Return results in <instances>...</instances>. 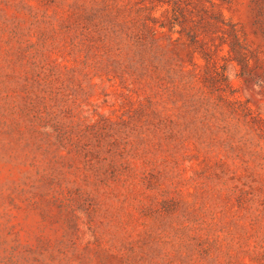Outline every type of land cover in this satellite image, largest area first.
<instances>
[{"label": "trees", "instance_id": "trees-1", "mask_svg": "<svg viewBox=\"0 0 264 264\" xmlns=\"http://www.w3.org/2000/svg\"><path fill=\"white\" fill-rule=\"evenodd\" d=\"M225 2L0 0V14L16 10L36 35L23 49L34 53V74L21 76L19 107L6 109L21 121L5 124L6 134L32 138L28 146L46 156L67 159L66 151L71 168L75 160L83 163L88 184L94 177L98 188L156 191L150 197L167 214L175 210L171 216L182 206L178 218L195 225L194 248L204 259L219 250L212 203L264 205V180L240 185L235 172L223 173L222 188H214L206 178L191 202L181 190L194 179L175 174L201 157L206 173L229 159L251 172L252 161L244 159L264 153V119L237 96L228 72L230 62L247 69L250 46L222 11ZM105 83L121 88L125 99L112 115L95 109Z\"/></svg>", "mask_w": 264, "mask_h": 264}, {"label": "rangeland", "instance_id": "rangeland-1", "mask_svg": "<svg viewBox=\"0 0 264 264\" xmlns=\"http://www.w3.org/2000/svg\"><path fill=\"white\" fill-rule=\"evenodd\" d=\"M221 9L242 28L250 46L246 70L230 62L231 82L237 96L250 101L253 112L264 119V0H227ZM22 19L16 10L0 14V264H264L263 204L246 210L227 200L212 203L217 223L212 234L219 250L204 259L194 248L195 225L178 218L183 216L181 205L171 216L175 210L167 214L165 205L150 197L156 191L98 188L93 176L88 184L83 163L75 160L71 168L66 151L67 159L46 156L28 146L32 138L21 141L6 134L5 124L21 121L18 114L7 117L6 109L19 107L21 76L35 70L34 53L23 54L36 42L35 31L23 26ZM122 91L103 84L95 109L106 115L119 112ZM93 109L85 108L84 114L92 116ZM247 159L251 172L240 159H229L224 168L212 165L207 173L202 157L184 162L175 174L194 179L181 190L184 199L195 201L190 194L206 178L212 180L210 187L222 188L218 176L223 173L227 178L235 172L241 178L237 183L256 187V181L264 180V153L255 161ZM141 165L139 161V172Z\"/></svg>", "mask_w": 264, "mask_h": 264}]
</instances>
